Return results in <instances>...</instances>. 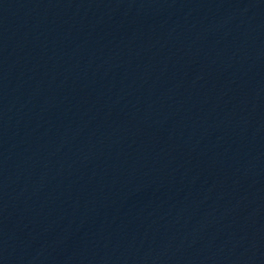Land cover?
I'll list each match as a JSON object with an SVG mask.
<instances>
[{"label":"water","instance_id":"95a60500","mask_svg":"<svg viewBox=\"0 0 264 264\" xmlns=\"http://www.w3.org/2000/svg\"><path fill=\"white\" fill-rule=\"evenodd\" d=\"M0 264H264V0H0Z\"/></svg>","mask_w":264,"mask_h":264}]
</instances>
